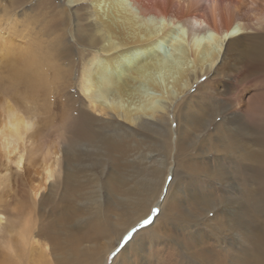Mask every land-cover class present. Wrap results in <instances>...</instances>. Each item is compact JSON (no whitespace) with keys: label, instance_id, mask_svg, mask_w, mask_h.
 <instances>
[{"label":"bare ground","instance_id":"bare-ground-1","mask_svg":"<svg viewBox=\"0 0 264 264\" xmlns=\"http://www.w3.org/2000/svg\"><path fill=\"white\" fill-rule=\"evenodd\" d=\"M10 1L8 8L0 0V264H49L51 248L46 243L52 236L32 214L60 173L67 177L72 172L69 165L76 172V167L84 166L71 156L76 146L93 148L102 172L103 153L114 149L104 135L102 115L108 117L105 121L113 134L122 127L136 128L135 134L143 128L153 130L152 126L166 123L169 104L203 75L208 76L195 85L196 93L209 94L213 101L221 97L225 124L228 115H232L230 124L235 121L236 111L228 110L232 93L241 98L230 106L239 107L242 120L264 110L260 99L245 108L240 92L247 88L241 87L245 80L264 74V0H67L66 5L49 0L57 11L47 33L46 23L37 28L39 22L30 17V5ZM177 28L180 37L173 36ZM162 41L171 45L174 59L159 53ZM70 47L74 60L61 63L58 53L62 48L71 51ZM73 68L78 75L72 85L90 116L75 120L66 135L62 126L47 125L46 118L50 89L72 75ZM18 186L27 201L11 205L4 197L18 191ZM100 186L97 181L92 185L98 190ZM155 198L152 193L151 206L159 205ZM138 220L134 218L131 225ZM260 237L264 240V235ZM94 255L87 252L74 262L95 264L94 258L89 260ZM104 262L102 257L96 264ZM255 262L264 264L259 257Z\"/></svg>","mask_w":264,"mask_h":264},{"label":"rangeland","instance_id":"rangeland-1","mask_svg":"<svg viewBox=\"0 0 264 264\" xmlns=\"http://www.w3.org/2000/svg\"><path fill=\"white\" fill-rule=\"evenodd\" d=\"M1 1L11 8L10 0ZM17 1H23L22 7H32L29 15L39 22L37 28L46 23L45 32L50 31L52 13L57 11L54 4L49 0ZM66 1L52 0L62 5ZM180 30L177 28L173 36L180 37ZM158 48L164 58L174 59L170 44L162 41ZM58 56L61 63H72L76 55L72 48H62ZM77 75L73 68L69 80L57 83L49 93L46 123L54 128L62 126L65 134L73 129L75 120L90 116L84 99L72 85ZM207 76L194 80L185 94L175 98L167 109L166 123L152 126L153 130L143 128L135 134L136 128L129 131L122 127L113 134L105 121L108 117L102 115L104 135L114 149L103 153L101 173L94 149L75 147L76 155L71 156L84 166L76 167V172L75 166L69 165L72 172L67 177L60 173L32 214L52 236L49 244L41 240L51 248L49 264H75L87 252L95 254L89 259L94 258L95 264L102 257L104 264H257L256 257L264 262V240L260 237L264 235L260 232L264 230V140H258L264 135V110H260V116L257 113L242 120L239 107H233L241 98L232 93L228 110L236 111L235 121L230 124L232 115H228L225 124L221 97L213 101L209 94L196 93L195 85L200 86ZM241 87H247L240 91L245 108L259 99L264 102V74L245 80ZM146 92L156 94L152 89ZM187 113L190 115L185 121ZM80 156L83 160L78 159ZM96 181L100 190L92 187ZM21 190L18 186V191L4 199L11 205H22L27 196ZM152 193L154 203L159 205L151 206ZM151 216L153 221L144 225V219ZM80 217L83 221L78 222ZM134 218L139 220L131 225Z\"/></svg>","mask_w":264,"mask_h":264},{"label":"snow or ice","instance_id":"snow-or-ice-1","mask_svg":"<svg viewBox=\"0 0 264 264\" xmlns=\"http://www.w3.org/2000/svg\"><path fill=\"white\" fill-rule=\"evenodd\" d=\"M152 211L157 212V209H153ZM153 221V217L151 216V218L147 217L146 219H144V225H149L151 222Z\"/></svg>","mask_w":264,"mask_h":264}]
</instances>
